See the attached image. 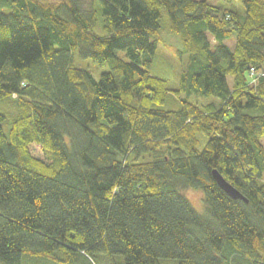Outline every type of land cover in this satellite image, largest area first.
Listing matches in <instances>:
<instances>
[{
	"label": "trees",
	"instance_id": "1",
	"mask_svg": "<svg viewBox=\"0 0 264 264\" xmlns=\"http://www.w3.org/2000/svg\"><path fill=\"white\" fill-rule=\"evenodd\" d=\"M210 1L0 0V264H264V0Z\"/></svg>",
	"mask_w": 264,
	"mask_h": 264
},
{
	"label": "rangeland",
	"instance_id": "2",
	"mask_svg": "<svg viewBox=\"0 0 264 264\" xmlns=\"http://www.w3.org/2000/svg\"><path fill=\"white\" fill-rule=\"evenodd\" d=\"M57 1V0H51ZM242 0H235L231 3V7L233 6L236 9H242ZM211 3L217 4L218 2L222 5H226L230 7L228 4L222 3L220 0H211ZM163 38L168 46L161 45L158 47L153 61L151 63V74L165 78L169 81V86L171 91H169V95L162 105L163 108L166 109H177L180 106V100L183 98H187L190 101H195V96L186 95L185 92L176 93L175 90L179 86L180 76L183 70V66L179 62L175 49L181 48V43L179 38L176 35L168 34L166 32L162 33ZM230 46H233L234 39H231L229 42ZM171 48H170V47ZM120 56H124L123 51H118ZM77 64L82 65L90 70L95 79H98L100 73L109 69L108 65L100 66L94 63L92 60H79ZM230 80V78H228ZM15 95H11V98H5L0 100V111L4 112L8 116H13L16 112V105L14 101ZM206 98V99H205ZM198 98L199 102L206 103L210 102L213 97H205ZM197 101V102H198ZM198 102V103H199ZM8 127V126H7ZM262 143L264 144V137L262 138ZM182 194L189 200L193 208L199 213H203L204 211V203H203V192L200 189H186L182 192ZM27 264V263H26Z\"/></svg>",
	"mask_w": 264,
	"mask_h": 264
},
{
	"label": "water",
	"instance_id": "3",
	"mask_svg": "<svg viewBox=\"0 0 264 264\" xmlns=\"http://www.w3.org/2000/svg\"><path fill=\"white\" fill-rule=\"evenodd\" d=\"M213 178L217 181L219 186L232 198L244 199V197L231 185L229 184L216 170L212 171Z\"/></svg>",
	"mask_w": 264,
	"mask_h": 264
}]
</instances>
